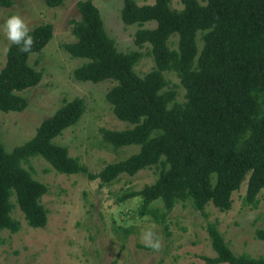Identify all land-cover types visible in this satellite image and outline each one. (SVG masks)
<instances>
[{"label":"trees","instance_id":"trees-1","mask_svg":"<svg viewBox=\"0 0 264 264\" xmlns=\"http://www.w3.org/2000/svg\"><path fill=\"white\" fill-rule=\"evenodd\" d=\"M170 0L138 4L123 0L120 18L136 24L137 47L118 50L92 0H78V19L70 20L74 40L62 44L70 56L82 59L72 75L94 83L112 80L106 100L119 120L130 127L101 128L105 142L118 148L136 144V153L89 171L79 157L54 138L75 124L85 111L82 97L65 100L43 119L34 135L7 151L0 141V230L16 232L20 221L12 215L17 207L31 227H44L48 210L41 198L47 186L23 166L32 157L43 158L54 170L82 174L107 184L122 173L134 175L154 167L156 179L125 196H140L139 213H152L157 199L163 217L178 202L189 201L205 213L212 203L220 211L230 209L232 192L247 179L245 204L256 206L264 188V0ZM56 7L63 0H44ZM12 0H0L10 7ZM154 23L153 26H145ZM33 45L24 54L10 45L0 69V112L21 111L28 105L19 92L37 85L41 70L29 63L53 35V25L39 23L30 29ZM173 34L176 40L171 41ZM200 41V44H199ZM146 50L152 68L138 74L134 67ZM166 72H173L183 88L169 86ZM207 230L215 256L207 263L264 264V255L234 253L216 222ZM256 236L264 240V229Z\"/></svg>","mask_w":264,"mask_h":264},{"label":"rangeland","instance_id":"rangeland-1","mask_svg":"<svg viewBox=\"0 0 264 264\" xmlns=\"http://www.w3.org/2000/svg\"><path fill=\"white\" fill-rule=\"evenodd\" d=\"M12 1L10 7L0 6V24L9 15L19 14L29 29L39 23H51L53 35L39 53L29 56V63L41 70L42 77L37 85L19 92L27 98V107L0 112V141L4 148L10 151L31 138L43 119L65 100L79 96L85 102L84 113L54 141L66 146L69 155L79 157L91 172L136 153L139 145L114 148L102 138L101 128L120 130L131 126L115 117L106 100V92L114 82L73 78L72 71L82 59L70 56L61 45L74 40L70 20L79 18L78 0H63L56 7L46 6L44 0ZM92 1L118 50L136 49L133 34L138 26L122 22L123 0ZM135 1L143 4L153 0ZM170 3L173 8L182 7L180 0ZM176 38L173 34L171 41ZM9 44L0 31V69ZM142 51L143 56L134 67L140 75L153 66L151 56L144 48ZM165 75L169 86L176 87L177 99L182 100L184 91L177 76L173 72ZM261 101L264 107V97ZM23 166L47 186L41 198L48 210L47 222L44 227H31L15 207L12 215L21 225L16 232L0 230V264H211L204 259L215 256L207 230L209 222H216L234 253L264 255V240L256 236L257 229H264V188L257 196L256 206L245 204L247 179L232 192V204L226 211L208 203L202 213L185 201L176 203L163 217L160 200L151 204L152 213L142 215L140 196H125L154 182V167L141 169L134 175L122 173L112 182L102 184L98 178L90 180L82 174L57 172L40 157L30 158ZM146 227H152L159 235V250L146 248L141 242V230Z\"/></svg>","mask_w":264,"mask_h":264},{"label":"clouds","instance_id":"clouds-1","mask_svg":"<svg viewBox=\"0 0 264 264\" xmlns=\"http://www.w3.org/2000/svg\"><path fill=\"white\" fill-rule=\"evenodd\" d=\"M0 31L4 33L10 45H15L21 53H30L33 45V37L24 18L19 14L9 15L0 24ZM140 240L146 248L154 251L161 247L160 237L152 227H146L141 230Z\"/></svg>","mask_w":264,"mask_h":264}]
</instances>
